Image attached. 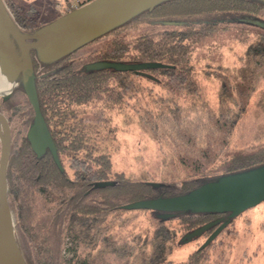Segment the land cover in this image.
Instances as JSON below:
<instances>
[{
    "label": "trees",
    "instance_id": "1",
    "mask_svg": "<svg viewBox=\"0 0 264 264\" xmlns=\"http://www.w3.org/2000/svg\"><path fill=\"white\" fill-rule=\"evenodd\" d=\"M8 1L24 32L46 23L33 7L21 10ZM259 20L264 0H160L55 60L33 52L37 96L61 167L49 149L38 154L30 144L34 108L24 87L17 85L0 106L12 123L8 200L28 264H195L169 255L206 212L162 215L125 205L184 194L217 176L264 165V122L248 130L245 122L248 116L264 120ZM222 31L244 46L232 65L224 60V39L215 35ZM97 60L166 65L86 68ZM216 80L211 101L208 88ZM130 107L158 140L171 142L180 167L188 168L184 177L135 178L114 168L107 144L116 127L111 122Z\"/></svg>",
    "mask_w": 264,
    "mask_h": 264
},
{
    "label": "water",
    "instance_id": "2",
    "mask_svg": "<svg viewBox=\"0 0 264 264\" xmlns=\"http://www.w3.org/2000/svg\"><path fill=\"white\" fill-rule=\"evenodd\" d=\"M160 0H90L34 32H24L13 19L4 0H0V69L9 81L22 75L24 90L34 108V119L27 136L32 148L41 154L49 149L61 167L57 147L40 108L35 86V73L31 49H36L43 61L55 60L124 22L141 10ZM167 23H176L169 21ZM264 26V21H257ZM10 42V47L6 42ZM19 47V50L17 49ZM161 62H123L97 60L85 64L87 69L112 67L116 70H137L165 66ZM13 91L2 98L7 99ZM0 264H28L17 242L13 215L8 200V166L12 147V129L8 117L0 108ZM108 183V182H107ZM103 182L102 185H105ZM156 184V182H153ZM264 200V165L247 170L223 174L187 193L137 200L125 205L130 209H155L170 215L174 211L230 212L236 215ZM215 222H207L187 232L183 243L193 240ZM227 223L213 231L202 247L218 234ZM7 232V233H5ZM6 234V240L2 236ZM2 235V236H1Z\"/></svg>",
    "mask_w": 264,
    "mask_h": 264
},
{
    "label": "rangeland",
    "instance_id": "3",
    "mask_svg": "<svg viewBox=\"0 0 264 264\" xmlns=\"http://www.w3.org/2000/svg\"><path fill=\"white\" fill-rule=\"evenodd\" d=\"M23 8H31L35 12V17H37L38 21L42 22H50L54 17L53 15L59 13L64 14L69 9L72 8L71 3H77V0H14ZM6 3L8 10L10 11L13 19L16 18V12L12 5L9 4L8 0H4ZM83 4L82 0H79V4ZM20 15L23 16L21 12ZM54 20V19H53ZM16 21V20H15ZM16 23L20 26L19 22ZM45 23V24H46ZM230 31H222L218 32L215 35L219 39H224L225 45L222 47L226 61V64L232 65L236 63V51L242 52L244 46L239 45L238 43L230 40ZM98 44V42H94L92 44L86 45L83 48H80L79 51H83V49L87 50V48H91L92 46ZM19 50V47L17 46ZM37 54L36 49H31V54ZM221 56V52H219ZM39 57V56H38ZM236 68L234 67L233 70ZM209 84V96L214 100L217 95V87L219 86V81ZM22 85V75H20L16 81V86ZM264 99V96H263ZM3 98L0 99V106L3 102ZM256 110L259 107H255ZM5 110H6V102H5ZM252 114V112H251ZM264 114V113H263ZM140 113H137L135 110L128 108L127 110H122L121 113H116L113 117V121L111 124L114 127V134L112 135V139L107 140L108 147L112 149L111 157L114 168L121 169L125 171L128 176L135 178H154V179H179L185 176L186 171H188L187 167H180V162L174 157L171 142L167 140H158L154 135L152 129L149 125L144 122L140 118ZM264 119V116H263ZM19 120V119H18ZM17 119L14 120L13 126L17 128L20 124V121ZM248 124L246 125V130L255 124L260 125L262 121V116L260 115L257 119L255 116H248L245 121ZM11 129H12V123ZM0 152H1V141H0ZM264 200L261 204L253 206L248 210L249 215L252 216L253 220L249 225V234L245 235L253 238L255 241L252 242V246H254L258 241L261 242V246L259 247V251L257 256H254V259L250 262L247 260L242 261V264H264V216L260 215V210L263 209ZM148 213V212H147ZM246 214V213H245ZM140 218H144L141 216ZM241 220V219H239ZM239 225V223H238ZM263 228V230H262ZM244 235V234H243ZM224 241L231 239L230 244L224 242V244H215L211 248H209L205 252V256L202 259V262L199 264H234L235 260L243 253V244L246 243V239L241 235L232 234H222ZM199 237V236H198ZM194 238L189 242H185L182 244H176L169 258L173 262H181L188 258L189 254L194 252L197 248V245L202 239ZM226 239V240H225ZM234 244V245H232ZM252 246H250L252 248ZM247 253L251 252L249 248ZM253 258V257H252ZM239 260V259H238Z\"/></svg>",
    "mask_w": 264,
    "mask_h": 264
},
{
    "label": "flooded vegetation",
    "instance_id": "4",
    "mask_svg": "<svg viewBox=\"0 0 264 264\" xmlns=\"http://www.w3.org/2000/svg\"><path fill=\"white\" fill-rule=\"evenodd\" d=\"M264 203V202H263ZM258 204H261L258 203ZM257 204V205H258ZM256 206V205H255ZM252 208V207H251ZM248 210H250V208L236 214V215H230V212H206L205 216V221L203 223H201L200 225H198L197 227L202 226L203 224L207 223V222H215L211 227H209L207 230L203 231L200 236L202 237L203 240H201L199 242V244L197 245V248L195 249L194 252L190 253L188 258L186 259V261L188 259H195V264H199V262H202L203 257L205 256V252L211 248L212 246H214L215 244H230L231 239L224 241V238L221 236L222 234H232L233 236L235 235H242L244 237V240L246 239V243L243 244V253L235 260L234 264H242V261L247 260L248 262L252 261L254 259V256H257L258 251H259V247L261 246V242L258 241L254 246H252V242H254L255 240L253 238L245 236L247 234H249V225L251 224L253 218H252V214L249 215ZM246 213V214H245ZM260 215L264 216V206L263 209L260 210ZM241 219V220H239ZM226 225L223 226L218 234L209 242V244L207 246L202 247V244L206 241V239L209 237V235L215 231L223 222H226ZM239 223V225H238ZM195 227V228H197ZM263 230V228H262ZM244 234V235H243ZM226 240V239H225ZM234 245V244H232ZM252 246V248L250 247ZM251 249L250 253H247L246 251L248 249ZM253 257V258H252ZM239 259V260H238ZM190 261V260H189ZM193 263V262H190ZM219 264V263H218Z\"/></svg>",
    "mask_w": 264,
    "mask_h": 264
},
{
    "label": "bare ground",
    "instance_id": "5",
    "mask_svg": "<svg viewBox=\"0 0 264 264\" xmlns=\"http://www.w3.org/2000/svg\"><path fill=\"white\" fill-rule=\"evenodd\" d=\"M10 42L7 41L6 42V46L10 47ZM16 87V82L15 81H9L5 74L1 71L0 69V99L4 96L9 94L10 92H12ZM2 203H1V199H0V210L2 209ZM3 223L0 219V224ZM1 226V225H0ZM2 227V226H1ZM7 233V232H5ZM2 236V235H1ZM6 234L2 236L3 240H6Z\"/></svg>",
    "mask_w": 264,
    "mask_h": 264
},
{
    "label": "built area",
    "instance_id": "6",
    "mask_svg": "<svg viewBox=\"0 0 264 264\" xmlns=\"http://www.w3.org/2000/svg\"><path fill=\"white\" fill-rule=\"evenodd\" d=\"M77 4H79V0H77V3H71V6H72V8L71 9H73V8H75V7H77V6H79V5H77ZM71 9H69V10H71ZM68 10V11H69Z\"/></svg>",
    "mask_w": 264,
    "mask_h": 264
}]
</instances>
